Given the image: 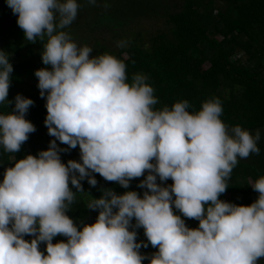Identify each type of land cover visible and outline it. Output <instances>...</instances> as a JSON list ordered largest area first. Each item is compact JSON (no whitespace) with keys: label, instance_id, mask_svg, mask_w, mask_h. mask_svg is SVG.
Returning <instances> with one entry per match:
<instances>
[{"label":"clouds","instance_id":"clouds-1","mask_svg":"<svg viewBox=\"0 0 264 264\" xmlns=\"http://www.w3.org/2000/svg\"><path fill=\"white\" fill-rule=\"evenodd\" d=\"M6 3L18 14L25 39L48 38L42 61L51 68L35 76L46 96L45 125L56 139L48 150L16 161L0 182V264H143L147 257L140 248L148 244L137 242L135 230L141 227L158 246L150 264H258L264 257V177L251 185L259 193L251 205L219 197L238 158L259 154L261 132L229 129L219 98L207 100L198 112L189 111L187 100L155 109L154 88L145 75L136 74L129 83L122 60L92 56V48L79 47L64 31L78 14L77 0ZM13 71L0 49V103H12ZM33 104L17 94L15 108L0 114L5 151L19 152L36 131L25 118ZM57 140L72 149L79 145L82 162H62L60 153L67 149ZM146 170L142 197L104 189L87 206L99 210L96 222L82 229L68 215L76 193L70 183L83 192L81 181L96 186L93 173H98L127 189ZM157 177L173 183L163 186ZM184 217L195 218L199 227H188ZM26 235L34 238L29 242ZM58 235L67 242L53 243Z\"/></svg>","mask_w":264,"mask_h":264},{"label":"trees","instance_id":"trees-1","mask_svg":"<svg viewBox=\"0 0 264 264\" xmlns=\"http://www.w3.org/2000/svg\"><path fill=\"white\" fill-rule=\"evenodd\" d=\"M77 3L80 5L78 14L64 31L72 40L77 38L87 42V38L96 33H119L118 28H125L128 33L122 30V35L113 38L119 44L116 48L92 37L94 47L99 49L94 52L111 54L122 60L126 64L129 83L134 75H145L154 88L155 109L172 108L176 102L187 100L191 105L189 111L198 112L204 102L219 98L223 107L221 119L229 129L240 126L252 135L257 130L261 132L257 142L259 154L238 158L226 179L228 189L219 197L237 205L255 202L259 193L253 189L251 181L264 177V0H77ZM151 19L156 25L151 33L149 30L135 31L141 23ZM17 20L18 14L13 13L6 0H0V49L9 55L14 68L8 96L12 103L9 105L7 100L0 103V114H8L15 108L17 94L31 98L34 104L25 118L35 125L36 131L29 134V139L17 153L7 152L0 145V182L6 169L14 167L16 161L48 150L50 142L56 139L49 135L45 125L46 96L42 98L41 90L32 85L38 81L37 70L51 68L42 61L48 38L28 41ZM84 33L87 38L83 37ZM240 52L250 56V62L242 57L235 59ZM57 144L61 149H67L60 153L62 162H82L79 145L72 149L59 140ZM93 175L98 183L92 186L87 178L84 179L81 181L83 192H77L80 190L70 183L76 193L68 215L81 229L83 225L96 222L99 210L87 206L93 197H101L104 189H112L121 195L137 191L141 197L147 191L139 185L146 179L148 170L143 176L133 178L127 189L117 182L107 181L98 173ZM157 183L168 186L173 181L170 178L160 181L157 177ZM174 212L181 214L175 208ZM184 219L188 227H199L195 218ZM135 223L133 218V226ZM135 230L137 242L148 244V247L140 248L141 254L147 257L143 264H150L158 246L151 245L142 227ZM24 238L30 242L34 237L26 235ZM67 239L58 235L53 243L67 242ZM39 247L46 255V242ZM258 264H264V257Z\"/></svg>","mask_w":264,"mask_h":264},{"label":"rangeland","instance_id":"rangeland-1","mask_svg":"<svg viewBox=\"0 0 264 264\" xmlns=\"http://www.w3.org/2000/svg\"><path fill=\"white\" fill-rule=\"evenodd\" d=\"M218 4H220L219 2H218ZM156 28V25H155V21H153V19H151L150 21L149 20H146V21H144L143 23H141L139 26H137V28H136V30L135 31H138L139 29L140 30H143V31H148L149 30V32L151 33L154 29ZM128 29H130L131 30V28L130 27H128ZM118 30V32L119 33H105V34H102V33H96V34H94V35H92V37H96L97 39H101V40H103L104 41V43H106V44H108V45H112V46H110L111 48L113 47V48H116V47H118V42L115 40L114 41V37L116 36V35H122L124 32H122V30H124V31H126L127 32V30L125 29V28H122V30L120 29V28H118L117 29ZM128 33V32H127ZM85 35H83V37L84 38H87V34L86 33H84ZM92 37L91 38H87V42H85V41H80V40H78L77 38H74L73 40L77 43V45L79 46V47H83V46H88V47H90V48H92V53H91V55L92 56H99V55H101V54H99V53H95L94 52V50H99V49H97L96 47H94V39H92ZM239 57H242L243 58V60L244 61H246V62H250V56H248L247 54H245V52H240L239 54H237L236 56H235V59H237V58H239ZM207 67L209 66V64H207L206 65ZM38 83H39V81H35V82H32V85H34V86H36V87H38ZM252 182V184H254L255 183V181H251Z\"/></svg>","mask_w":264,"mask_h":264}]
</instances>
